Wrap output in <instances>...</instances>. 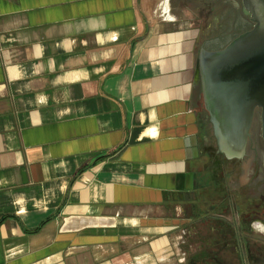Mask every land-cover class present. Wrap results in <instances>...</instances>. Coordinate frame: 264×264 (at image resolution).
Segmentation results:
<instances>
[{"label":"crops","instance_id":"0c3cea01","mask_svg":"<svg viewBox=\"0 0 264 264\" xmlns=\"http://www.w3.org/2000/svg\"><path fill=\"white\" fill-rule=\"evenodd\" d=\"M170 9L0 0V264L224 263L194 227L213 129Z\"/></svg>","mask_w":264,"mask_h":264},{"label":"flooded vegetation","instance_id":"af4514ba","mask_svg":"<svg viewBox=\"0 0 264 264\" xmlns=\"http://www.w3.org/2000/svg\"><path fill=\"white\" fill-rule=\"evenodd\" d=\"M170 12L191 20L200 51H220L249 32H264V0H171ZM209 121L213 129L210 115ZM215 153L206 170L209 206L194 227L210 243L228 248L223 264H264V106L255 107L243 157Z\"/></svg>","mask_w":264,"mask_h":264},{"label":"water","instance_id":"95a60500","mask_svg":"<svg viewBox=\"0 0 264 264\" xmlns=\"http://www.w3.org/2000/svg\"><path fill=\"white\" fill-rule=\"evenodd\" d=\"M199 68L218 152L243 157L255 107L264 106V32H249L220 51L202 49Z\"/></svg>","mask_w":264,"mask_h":264},{"label":"rangeland","instance_id":"374dc122","mask_svg":"<svg viewBox=\"0 0 264 264\" xmlns=\"http://www.w3.org/2000/svg\"><path fill=\"white\" fill-rule=\"evenodd\" d=\"M217 151V143H216V141L214 140V141H211V143H210V145L207 147V149H206V155H205V159H206V161L205 160H202L201 162L202 163H204L203 165H201L200 166V168H201V171H206V170H208V166H209V164L211 163V161H212V156L210 155V152H212L213 154L215 153ZM222 158L223 157V154H219L218 155V158ZM202 177H203V175H202ZM240 184H241V182H243L244 180H245V176H243V177H241L240 178Z\"/></svg>","mask_w":264,"mask_h":264},{"label":"trees","instance_id":"16d2710c","mask_svg":"<svg viewBox=\"0 0 264 264\" xmlns=\"http://www.w3.org/2000/svg\"><path fill=\"white\" fill-rule=\"evenodd\" d=\"M215 155H217L216 153H214ZM201 185L203 189H208V186L210 185V175L208 172H206L203 177H201Z\"/></svg>","mask_w":264,"mask_h":264}]
</instances>
